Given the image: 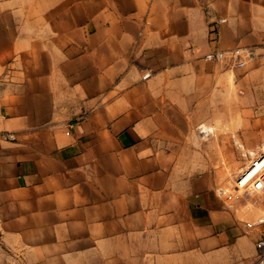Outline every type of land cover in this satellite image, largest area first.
I'll list each match as a JSON object with an SVG mask.
<instances>
[{
    "label": "crops",
    "instance_id": "crops-1",
    "mask_svg": "<svg viewBox=\"0 0 264 264\" xmlns=\"http://www.w3.org/2000/svg\"><path fill=\"white\" fill-rule=\"evenodd\" d=\"M263 147L264 0H0V264H254Z\"/></svg>",
    "mask_w": 264,
    "mask_h": 264
},
{
    "label": "built area",
    "instance_id": "built-area-1",
    "mask_svg": "<svg viewBox=\"0 0 264 264\" xmlns=\"http://www.w3.org/2000/svg\"><path fill=\"white\" fill-rule=\"evenodd\" d=\"M221 22H225L222 20ZM255 55V51L252 48H237L227 51H218L215 53H210L205 56L207 61H215L219 63H227L231 67L243 68L247 64V61ZM151 77V73H146L144 75L145 79ZM203 133H207V130L203 129ZM6 137L12 138V135H7ZM264 150V148H263ZM264 156V151L258 155V158L252 163L250 168ZM249 168V169H250ZM248 169V170H249ZM246 170L237 180L232 191L225 189H220L219 194L225 197L228 201H234L238 195H241L249 190L263 191L264 190V166L261 167L255 174L250 178L244 177L247 173ZM247 178V179H246ZM264 225V218L259 219L257 222L251 223L252 227H262ZM258 256L254 264H264V229L260 233V237L256 243Z\"/></svg>",
    "mask_w": 264,
    "mask_h": 264
},
{
    "label": "rangeland",
    "instance_id": "rangeland-1",
    "mask_svg": "<svg viewBox=\"0 0 264 264\" xmlns=\"http://www.w3.org/2000/svg\"><path fill=\"white\" fill-rule=\"evenodd\" d=\"M264 148V147H263ZM264 150H258L257 152L253 153V156L250 160L247 161V166L239 171L237 174L229 176V177H221V183L222 185L220 186L221 189H225V190H229L230 192L232 191L233 187L235 186L237 180L239 179V177L250 168V166L252 165V163L255 161L256 158H258V155L260 153H262ZM220 183V184H221Z\"/></svg>",
    "mask_w": 264,
    "mask_h": 264
}]
</instances>
